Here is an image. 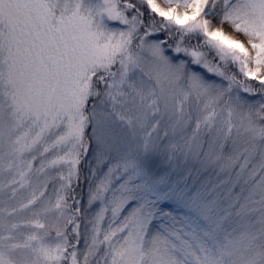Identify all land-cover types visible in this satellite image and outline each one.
<instances>
[{
  "label": "snow or ice",
  "instance_id": "snow-or-ice-1",
  "mask_svg": "<svg viewBox=\"0 0 264 264\" xmlns=\"http://www.w3.org/2000/svg\"><path fill=\"white\" fill-rule=\"evenodd\" d=\"M0 264H264V0H0Z\"/></svg>",
  "mask_w": 264,
  "mask_h": 264
}]
</instances>
